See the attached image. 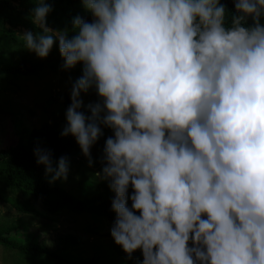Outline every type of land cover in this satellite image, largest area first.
Masks as SVG:
<instances>
[{"label":"clouds","instance_id":"9594fccd","mask_svg":"<svg viewBox=\"0 0 264 264\" xmlns=\"http://www.w3.org/2000/svg\"><path fill=\"white\" fill-rule=\"evenodd\" d=\"M233 3L226 27L220 0H81L93 19L73 17L69 38L35 0L40 31L18 35L38 58L55 43L62 69L82 65L60 135L91 167L112 130L95 176L114 193L112 239L142 264H264V0ZM89 90L99 99L84 105ZM33 154L49 183L67 180V156Z\"/></svg>","mask_w":264,"mask_h":264},{"label":"trees","instance_id":"16d2710c","mask_svg":"<svg viewBox=\"0 0 264 264\" xmlns=\"http://www.w3.org/2000/svg\"><path fill=\"white\" fill-rule=\"evenodd\" d=\"M45 2L51 3L53 9L46 17L47 25L55 30L67 28L69 35H74L71 21L77 15L89 23L92 22L91 13L82 7L81 0H45ZM220 2L226 5L225 26L230 27L232 12L235 11L233 0H220ZM75 4H81L80 7L83 9L73 12L71 8ZM35 6V0H0L1 89L4 85L13 83L14 77L35 73L33 65L36 64L25 55L13 59L15 54L13 46L24 44L16 30L25 28L28 31H40L31 21L30 10ZM247 23L251 24V19ZM261 23L264 24V19ZM86 96L85 105L95 103L99 99L94 90H89ZM55 97L58 98L59 95L56 94ZM68 107V101L64 99L62 107L57 106V109L67 110ZM83 111L85 115H90L85 108ZM15 113L0 102V118L2 114ZM16 122L18 121L15 118H11L13 131L15 129L12 125ZM65 126L66 124L60 126L46 121L29 129L20 126L21 128L15 131L18 134L16 142L0 148V202L8 204L21 214L52 221L65 211L89 214L93 221L84 225L82 229L89 234L108 237L106 239L108 255L100 260L97 255L80 254L78 249L81 242L72 233H62L57 236L53 247L38 242L31 234L17 236V228L20 226L18 218L13 222L0 221V245L12 250L19 264H142L141 250L137 249L129 257L119 245L115 244L110 230L102 227L103 222L106 221L112 226L115 220V213L111 210L114 193L109 190L107 181L98 179L92 193L77 196L65 188L51 185L44 176V166L36 163L33 154L36 147L49 150L53 162L61 156L73 155L75 138L71 135L65 137L60 135ZM102 131L103 136L95 145L103 149L105 139L112 136L113 132L103 126ZM131 193L132 189L129 187V195ZM27 197L38 200L42 209L36 208ZM128 206L131 207L130 201ZM136 214L139 215L138 212ZM189 246L191 247V241Z\"/></svg>","mask_w":264,"mask_h":264},{"label":"rangeland","instance_id":"374dc122","mask_svg":"<svg viewBox=\"0 0 264 264\" xmlns=\"http://www.w3.org/2000/svg\"><path fill=\"white\" fill-rule=\"evenodd\" d=\"M80 5L75 4L71 10L73 12L81 11L83 8ZM30 31L35 33L33 30ZM25 32H28L25 28L16 30L19 35H23ZM69 38H71L70 35ZM13 47L15 53L13 59L15 60L20 55H25L31 62L36 64L33 65L35 73L14 77L13 83H8L2 89L0 88V102L4 107H10L16 112L13 115L2 114L0 118V148L16 142L18 134L15 131L20 129V126L29 129L39 126L45 121L52 124L57 123L60 126L65 125L66 110L63 108L58 110L57 106L62 107L64 99L68 101V106L70 105L71 85L82 73V65L79 63L70 70L62 69L63 60L59 55L58 45L55 43L45 58H38L35 53L25 49L24 44H16ZM26 66L29 67V65ZM56 94L59 95L58 98L55 97ZM81 99L85 105L86 94L82 93ZM83 110L84 107L81 108V111ZM11 118H15L18 121L12 125L15 131L12 130L13 128L11 129ZM102 146L104 147V144ZM102 156L103 149L94 144L91 148L93 164L90 167L76 143L73 155L68 157L69 171L67 180H56L50 184L65 188L77 196L89 195L96 188L98 178L95 173L101 171L103 167L100 159ZM45 178L48 181L50 180V176H45ZM27 199L36 208L42 209V205L38 200L30 197H27ZM15 218H18V223L20 224L17 228V236L22 237L25 234H31L38 242L48 247H53L57 236L62 233H72L81 242L78 249L80 254L86 256L97 255L100 260L108 255L106 250V239L108 237L89 234L82 229L84 225L93 221L89 214L65 211L59 214L55 221H52L21 214L8 204L0 202V221L13 222ZM102 227L111 229V225L106 221L103 222ZM0 264L19 263L12 250L0 245Z\"/></svg>","mask_w":264,"mask_h":264}]
</instances>
